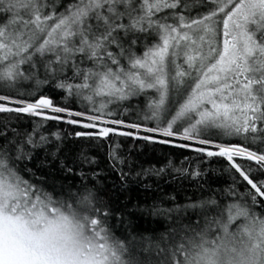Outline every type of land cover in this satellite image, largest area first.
Masks as SVG:
<instances>
[{
	"label": "snow or ice",
	"instance_id": "1",
	"mask_svg": "<svg viewBox=\"0 0 264 264\" xmlns=\"http://www.w3.org/2000/svg\"><path fill=\"white\" fill-rule=\"evenodd\" d=\"M0 264H264V0H0Z\"/></svg>",
	"mask_w": 264,
	"mask_h": 264
},
{
	"label": "trees",
	"instance_id": "2",
	"mask_svg": "<svg viewBox=\"0 0 264 264\" xmlns=\"http://www.w3.org/2000/svg\"><path fill=\"white\" fill-rule=\"evenodd\" d=\"M55 95V93L53 92ZM28 120L34 119V118H26ZM27 127H31V125H26ZM69 126L58 124L56 122H49L48 128L45 129V132L48 131H61L63 134V130L68 128ZM119 143L122 145V147L118 150L122 154L130 156L134 161H138L143 163L145 166H147L150 162H157L164 157L171 158L177 165L180 164L182 160L186 156H195L194 153H191L187 150H179V149H172L162 146H152L147 145L144 146L143 142L138 141H132L128 138H118ZM66 143H68L70 146L72 144L71 140H66ZM103 143V147H96L95 142L92 144H89L88 142L81 141L77 142V144L74 147V150L78 151L80 147L87 146L89 148V152L91 155L95 156L97 158V164L93 167L97 168L98 170L102 169L105 173L101 177V179L104 182L105 188L110 189L112 188L113 182L119 183V177L118 174L113 172L112 169L109 167V160L107 159V151H108V145L107 143ZM187 163V162H186ZM226 164L223 160H217L214 159L210 165H202V167H211L215 170L214 173H210V178L214 181L223 183L228 181L229 177L227 173L220 174L222 172L223 166ZM193 166H195L193 164ZM77 182H79V178H76ZM170 190V189H169ZM125 196L124 193H121V199H123ZM128 196V203L129 205H135L137 201L143 202V196L140 195L138 189L135 185L130 186L129 192L127 193ZM113 200L116 204L119 205V208H123V204L119 201H115V198L113 197ZM131 219L134 221V228L138 230H145V229H151L154 226L152 221L144 219L139 213H131ZM119 231H122V229H119Z\"/></svg>",
	"mask_w": 264,
	"mask_h": 264
}]
</instances>
